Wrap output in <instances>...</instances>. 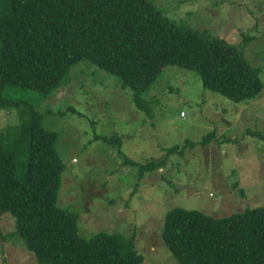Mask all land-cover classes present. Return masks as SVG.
<instances>
[{"label": "trees", "instance_id": "1", "mask_svg": "<svg viewBox=\"0 0 264 264\" xmlns=\"http://www.w3.org/2000/svg\"><path fill=\"white\" fill-rule=\"evenodd\" d=\"M81 60L116 77L146 114L144 95L166 65L195 73L203 88L234 103L254 99L264 86L236 46L174 23L151 0H0V109L15 108L19 120L0 130V213L14 217L15 233L37 264H141L134 235L85 237L76 214L57 205L65 166L58 133L43 126L37 99L66 84ZM98 138L121 143L118 134ZM195 143L165 147L157 159L125 161L137 166L139 179L162 167L170 152ZM160 239L178 264H264V206L222 217L173 206L164 213Z\"/></svg>", "mask_w": 264, "mask_h": 264}, {"label": "rangeland", "instance_id": "2", "mask_svg": "<svg viewBox=\"0 0 264 264\" xmlns=\"http://www.w3.org/2000/svg\"><path fill=\"white\" fill-rule=\"evenodd\" d=\"M151 1L174 23L236 46L264 86V0ZM67 77L46 99L29 91L20 96L37 99L43 126L58 133L65 167L57 205L76 214L81 235H134L141 264H178L160 239L166 210L180 206L222 217L264 206V88L234 103L203 88L195 73L166 65L144 95L146 114L130 89L88 60L75 63ZM16 111L0 109V130L18 123ZM209 131L214 136L200 143ZM113 134L119 145L98 138ZM186 140L196 143L170 152L162 167L139 179L137 166L125 161L157 159ZM0 264H37L7 212L0 213Z\"/></svg>", "mask_w": 264, "mask_h": 264}, {"label": "built area", "instance_id": "3", "mask_svg": "<svg viewBox=\"0 0 264 264\" xmlns=\"http://www.w3.org/2000/svg\"><path fill=\"white\" fill-rule=\"evenodd\" d=\"M181 115L184 116V113L181 111Z\"/></svg>", "mask_w": 264, "mask_h": 264}]
</instances>
